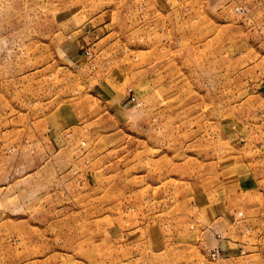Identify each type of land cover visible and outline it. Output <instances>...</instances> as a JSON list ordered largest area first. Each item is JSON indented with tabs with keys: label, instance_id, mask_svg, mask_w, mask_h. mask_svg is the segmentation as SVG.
Returning <instances> with one entry per match:
<instances>
[{
	"label": "rangeland",
	"instance_id": "rangeland-1",
	"mask_svg": "<svg viewBox=\"0 0 264 264\" xmlns=\"http://www.w3.org/2000/svg\"><path fill=\"white\" fill-rule=\"evenodd\" d=\"M0 264H264V0H0Z\"/></svg>",
	"mask_w": 264,
	"mask_h": 264
}]
</instances>
